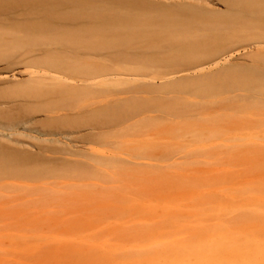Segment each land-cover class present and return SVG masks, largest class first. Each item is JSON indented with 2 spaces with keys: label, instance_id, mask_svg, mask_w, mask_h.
Here are the masks:
<instances>
[{
  "label": "rangeland",
  "instance_id": "obj_1",
  "mask_svg": "<svg viewBox=\"0 0 264 264\" xmlns=\"http://www.w3.org/2000/svg\"><path fill=\"white\" fill-rule=\"evenodd\" d=\"M40 1L0 0L15 16L0 27V131L21 134L9 144L35 160L25 174H0V264H86L85 253L104 264L123 251L180 264L175 249L191 264H264V0H188L205 10L184 30L196 66L162 80L171 67L122 64L156 86L121 105L112 101L132 97L121 87L51 89L39 77L63 60L24 55L53 43L140 45L130 24L94 31L96 16L134 8ZM56 14L92 38L47 28ZM84 65L71 64L74 74L103 73ZM248 69L260 80L245 81L251 89L240 82ZM184 77L187 88H175ZM33 128L56 135L36 140Z\"/></svg>",
  "mask_w": 264,
  "mask_h": 264
},
{
  "label": "bare ground",
  "instance_id": "obj_2",
  "mask_svg": "<svg viewBox=\"0 0 264 264\" xmlns=\"http://www.w3.org/2000/svg\"><path fill=\"white\" fill-rule=\"evenodd\" d=\"M19 1L21 3H23L22 1H28V3H31V1L33 2V0ZM44 1L45 4H47L46 2L50 5L56 3L57 6H61L67 2H78L76 0H43V2ZM52 2L55 3L53 4ZM109 2L114 6L122 8L128 6L134 9L128 12L115 11L113 14H100L96 16V22L101 23V26L94 29L95 33L100 28H102L101 32L104 33H106L107 30L119 31L122 30L121 28H123V26L130 24L135 29L142 31L139 37H142L143 43L137 46H123L122 44H116L97 49H83L71 45L53 43L49 44L46 49L41 48L26 52L24 56H28L35 60L53 57H60L63 60L64 63L56 68V70L47 72L50 75H41L39 77L40 80L48 82L51 89L60 91L63 94H76L83 91H101L105 88L108 89V87H121L122 90H119V92L121 91V94H132V97L130 98H120L112 101L113 105H121L122 103H125V100H137L138 98L136 97V94H139L142 91L149 92L151 86H156V83L154 82L152 83L154 85L146 82L149 80L153 81L154 78L146 79L142 76V79H140V74L136 73L137 71L134 72V68L121 67L122 64L130 63L131 66H133V64L138 62H156L171 67V69L166 71V73L160 78L162 80L169 74L187 72L196 66L193 61L195 57L193 55H186L185 48L187 46H185L184 38L186 37V34L184 30L186 29L187 22L193 20L201 12L205 11L203 8L192 4L188 0H109ZM67 17L69 16L67 15ZM67 17L59 16L58 14L54 15L52 18L59 21H57L56 24H49L47 28L63 31L77 30L79 31V36L83 39L92 38L91 35H88V37L85 35L87 34L89 27L87 28L81 21L77 22L73 17H69L70 19ZM14 19L15 16L13 14L0 12V27H9ZM34 29L39 28L34 27ZM218 49H214V51L217 52ZM214 51L212 49L211 54L215 53ZM74 63H84L87 71H96L100 69L103 73L97 76L91 74L79 76L73 72L71 64ZM257 74V71L253 69L244 70L240 82L243 81L245 83V81H249L254 84L257 81L259 83L260 80L257 78ZM188 79L190 78L184 77L178 79L179 83L175 88H187L188 83L185 81L190 82ZM173 81L175 80H169L166 83H172ZM248 84L250 83L247 82V85ZM237 85H239V83H237ZM244 85L247 87L246 83ZM238 87L240 88L244 86L239 85ZM233 88L236 89L235 87H232L231 90ZM247 88L251 89L252 86L248 85ZM52 118L54 117H51V119ZM33 119L35 118L27 117L22 121L27 125L26 123ZM11 127H16V124L11 125L8 129L13 130ZM31 131H35L36 136L33 139L36 140H38L39 137L46 135H56L53 133V130L41 131L33 128ZM20 135L21 134L4 133L0 131V174H5L6 176H17L22 173L25 174L24 169H27L29 164L35 161L31 158V154H28L24 150H14L11 147V144H9L15 142V140L10 139V137ZM65 135L71 139L69 136L71 134ZM15 144H19V142H16ZM242 159L248 164L254 159H258V157L244 155ZM45 172L47 171L45 170ZM14 173L15 175H13ZM124 252L125 251L120 252L122 254L119 256H111L104 264H153V258H156V254H153L152 252L151 254H148L150 252H146L140 261L134 256L137 254H124ZM174 252L179 257L180 264H191L188 258L185 259L188 255H184L185 253H181L179 249H175ZM119 257L122 258L117 259ZM84 262L86 264L99 263V261L94 258L93 254L87 253H85ZM158 262L159 264H167L162 260H159Z\"/></svg>",
  "mask_w": 264,
  "mask_h": 264
}]
</instances>
